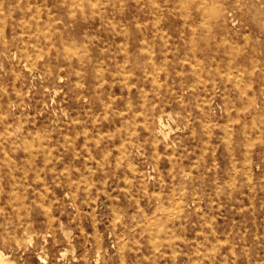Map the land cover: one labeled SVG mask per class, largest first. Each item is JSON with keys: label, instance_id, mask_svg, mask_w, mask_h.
Masks as SVG:
<instances>
[{"label": "rangeland", "instance_id": "1", "mask_svg": "<svg viewBox=\"0 0 264 264\" xmlns=\"http://www.w3.org/2000/svg\"><path fill=\"white\" fill-rule=\"evenodd\" d=\"M26 1L0 0V264H264V0Z\"/></svg>", "mask_w": 264, "mask_h": 264}, {"label": "bare ground", "instance_id": "2", "mask_svg": "<svg viewBox=\"0 0 264 264\" xmlns=\"http://www.w3.org/2000/svg\"><path fill=\"white\" fill-rule=\"evenodd\" d=\"M28 1V0H27ZM26 1V2H27ZM181 1V0H180ZM96 2V1H95ZM155 2V1H154ZM28 3V2H27ZM114 3V2H113ZM181 3V2H180ZM90 4H91V2H90ZM206 4H207V2H206ZM27 5V4H26ZM92 5V4H91ZM37 6V5H36ZM112 6V5H111ZM72 7V6H71ZM92 7V6H91ZM215 7V6H214ZM25 8H26V6H25ZM213 8V7H212ZM83 9V8H82ZM81 9V10H82ZM92 9V8H91ZM204 9V8H203ZM209 9V8H208ZM207 9V10H208ZM25 10V9H24ZM72 10V9H71ZM118 10V9H117ZM97 11V10H96ZM23 12V11H22ZM39 13V12H38ZM120 13V12H119ZM31 14V13H30ZM22 16V15H21ZM5 18V17H4ZM22 21V20H21ZM23 21H25V20H23ZM183 21V20H182ZM112 23V22H111ZM112 25V24H111ZM21 27V26H20ZM208 27V26H207ZM35 28H36V26H35ZM38 28V27H37ZM44 28H46V27H44ZM124 28V27H123ZM44 30V29H43ZM192 30V29H191ZM50 34V33H49ZM142 35V34H141ZM192 36H193V34H192ZM4 38V37H3ZM191 38V37H190ZM192 41V40H191ZM192 43V42H191ZM63 44V43H62ZM147 44V43H146ZM87 45V44H86ZM124 45V44H123ZM236 46V45H235ZM24 47H25V45H24ZM101 49V48H100ZM36 50H38V49H36ZM146 50H148V49H146ZM37 52V51H36ZM150 52V51H149ZM150 54V53H149ZM148 54V55H149ZM27 55V54H26ZM32 57V56H31ZM194 57H195V54H194ZM152 57H149V59H151ZM32 59V58H31ZM30 59V60H31ZM148 59V58H147ZM196 60H198V59H196ZM154 62V61H153ZM29 63H30V61H29ZM124 63V62H123ZM152 63V62H151ZM155 63V62H154ZM190 63V62H189ZM216 63V62H215ZM258 63V62H257ZM159 64V63H158ZM190 65V64H189ZM227 65H229V63L227 64ZM62 66V65H61ZM193 67H195V66H193ZM251 67V66H250ZM253 67V66H252ZM28 68V67H27ZM102 69V68H101ZM77 70V69H76ZM97 70V69H96ZM156 70V69H155ZM103 71V70H102ZM121 71V70H120ZM127 71V70H126ZM76 73V72H75ZM113 73V72H112ZM124 73V72H123ZM241 73V72H240ZM14 74V73H13ZM146 75V74H145ZM125 77H126V75H125ZM158 77V76H157ZM238 77H240V75L238 76ZM159 78V77H158ZM101 79V78H100ZM103 79V78H102ZM157 80V79H156ZM102 81V80H101ZM125 84V83H124ZM111 87V86H110ZM140 87V86H139ZM20 88V87H19ZM128 89V88H127ZM20 90V89H19ZM157 90V89H156ZM155 90V91H156ZM173 90V89H172ZM180 91V90H179ZM144 92V91H143ZM113 95H114V93H113ZM145 95V94H144ZM201 95V94H200ZM77 96V95H76ZM209 96V95H208ZM114 97V96H113ZM178 97V96H177ZM101 100H103V99H101ZM155 101V100H154ZM180 102V101H179ZM103 105V104H102ZM152 106V105H151ZM104 107V106H103ZM160 107H161V105H160ZM159 107V108H160ZM200 108V107H199ZM161 109V108H160ZM64 111V110H63ZM123 111V110H122ZM121 111V112H122ZM105 112V111H104ZM163 112V111H162ZM161 112V113H162ZM141 113V112H140ZM142 115V114H141ZM1 116V115H0ZM134 116V115H133ZM93 117V116H92ZM72 119V118H71ZM143 120H144V117H143ZM138 122V121H137ZM132 124H134L133 122H132ZM228 128V127H227ZM230 128V127H229ZM10 129V128H9ZM133 129V128H132ZM131 129V130H132ZM10 131V130H9ZM75 131V130H74ZM9 133V132H8ZM67 134V133H66ZM69 134V133H68ZM230 134V133H229ZM85 135V134H84ZM67 136V135H66ZM70 137H72V136H70ZM129 137V136H128ZM39 138V137H38ZM68 138V137H67ZM73 138V137H72ZM64 139V138H63ZM86 139V138H85ZM120 139H122L121 137H120ZM129 139V138H128ZM37 140V139H36ZM48 140V139H47ZM38 141V140H37ZM73 141V140H72ZM155 141H156V139H155ZM96 142H97V140H96ZM120 142V141H119ZM68 143V142H67ZM85 143V142H84ZM155 143V142H154ZM123 144V143H122ZM72 145H73V143H72ZM156 145V144H155ZM154 145V146H155ZM34 146V145H33ZM30 147V146H29ZM47 148V147H46ZM35 150V149H34ZM46 152V151H45ZM90 152V151H89ZM28 153V152H27ZM106 153V152H105ZM102 154V153H101ZM51 155V154H50ZM105 155V154H104ZM168 155V154H167ZM248 155V154H247ZM29 156V155H28ZM46 156V155H45ZM83 156V155H82ZM86 158V157H85ZM119 158V157H118ZM46 159V158H45ZM120 159V158H119ZM230 162V161H229ZM7 163V162H6ZM87 163V162H86ZM90 163V162H89ZM126 163H127V161H126ZM156 164V163H155ZM87 165V164H86ZM127 165V164H126ZM129 167V166H128ZM182 167V166H181ZM10 168V167H9ZM169 168V167H168ZM234 168V167H233ZM132 169V168H131ZM136 169V168H135ZM181 169V168H180ZM66 170V169H65ZM134 170V169H133ZM231 170H233L234 171V169H231ZM13 171V170H12ZM67 171V170H66ZM182 172V171H181ZM232 173V172H231ZM91 175V174H90ZM141 175H142V173H141ZM153 176V175H152ZM230 176V175H229ZM58 177V176H57ZM67 177V176H66ZM141 177V176H140ZM157 177V176H156ZM18 178V177H17ZM59 178V177H58ZM126 178H127V175H126ZM152 178V177H151ZM248 178H250V177H248ZM142 179V178H141ZM161 179V178H160ZM246 179V178H245ZM78 180V179H77ZM125 180V179H124ZM75 182H76V180H75ZM160 182H161V180H160ZM87 183V182H86ZM76 184V183H75ZM241 184V183H240ZM12 185V184H11ZM14 185H16V184H14ZM230 186V185H229ZM0 187H1V185H0ZM153 187V186H152ZM220 187V186H219ZM104 188V187H103ZM11 189V188H10ZM75 189V188H74ZM88 189V188H87ZM123 189V188H122ZM147 189V188H146ZM153 189V188H152ZM82 190V189H81ZM182 190V189H181ZM216 190H217V188H216ZM215 190V191H216ZM89 191V190H88ZM138 191V190H137ZM156 191V190H155ZM158 191V190H157ZM39 192V191H38ZM12 193V192H11ZM14 193H15V191H14ZM145 193V192H144ZM179 193H180V191H179ZM151 194V193H150ZM156 194V193H155ZM157 194H158V192H157ZM161 194V193H160ZM194 194V193H193ZM13 195V194H12ZM195 195V194H194ZM147 196V195H146ZM139 197V196H138ZM148 197V196H147ZM177 197H179V195L177 196ZM176 197V198H177ZM199 197V196H198ZM72 198V197H71ZM184 198V197H183ZM237 198V197H236ZM18 199V198H17ZM149 199V198H148ZM180 199V198H179ZM178 199V200H179ZM74 200V199H73ZM164 200V199H163ZM176 200V199H175ZM192 200V199H191ZM14 201V200H13ZM13 201H12V203H13ZM20 202H21V200H20ZM74 202V201H73ZM138 202V201H137ZM156 202V201H155ZM211 202V201H210ZM75 203V202H74ZM160 203V202H159ZM95 204V203H94ZM22 205V204H21ZM162 205V204H161ZM168 205V204H167ZM18 206V205H17ZM20 206V205H19ZM164 206V205H163ZM197 207V206H196ZM78 208V207H77ZM156 208V207H155ZM161 208V207H160ZM194 208H195V206H194ZM162 209V208H161ZM175 209H176V207H175ZM178 209H179V206H178ZM50 210V209H49ZM159 211H160V209H159ZM161 211H163V210H161ZM172 211H173V208H172ZM78 213V212H77ZM173 213V212H172ZM203 213V212H202ZM48 214V213H47ZM156 214V213H155ZM158 214V213H157ZM152 215V214H151ZM167 215V214H166ZM50 216V215H49ZM155 217V216H154ZM164 217V216H163ZM48 218V217H47ZM117 218V217H116ZM172 218V217H171ZM49 219V218H48ZM53 219V218H52ZM166 219V218H165ZM114 220V219H113ZM154 220V219H153ZM53 221V220H52ZM166 222V221H165ZM59 223V222H58ZM116 223V222H115ZM139 223V222H138ZM155 223H157V222H155ZM51 224V223H50ZM57 225V224H56ZM59 225V224H58ZM126 226V225H125ZM155 226V225H154ZM112 227V226H111ZM135 227V226H134ZM157 227V226H156ZM155 227V228H156ZM159 228V227H158ZM164 228V227H163ZM55 230V229H54ZM60 230V229H59ZM150 230V229H149ZM148 230V231H149ZM48 231V230H47ZM164 232V231H163ZM167 232V231H166ZM171 233V232H170ZM206 233V232H205ZM123 234V233H122ZM139 234H140V232H139ZM242 234V233H241ZM126 237H128V236H126ZM256 237V236H255ZM94 238V237H93ZM121 238V237H120ZM158 239V238H157ZM156 241V240H155ZM96 242V241H95ZM153 243V242H152ZM160 243V242H159ZM126 244V243H125ZM120 245V244H119ZM118 245V246H119ZM122 245V244H121ZM159 246V245H158ZM233 249V248H232ZM118 252H119V249L117 250ZM172 254V253H171ZM165 255V254H164ZM175 257V256H174ZM0 262H3V257H2V253L0 252Z\"/></svg>", "mask_w": 264, "mask_h": 264}]
</instances>
